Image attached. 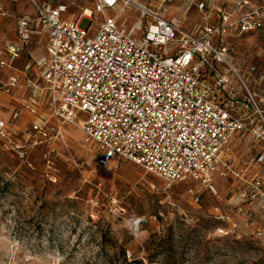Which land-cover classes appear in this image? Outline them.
Returning a JSON list of instances; mask_svg holds the SVG:
<instances>
[{
    "label": "built area",
    "instance_id": "obj_1",
    "mask_svg": "<svg viewBox=\"0 0 264 264\" xmlns=\"http://www.w3.org/2000/svg\"><path fill=\"white\" fill-rule=\"evenodd\" d=\"M30 1L34 12L19 16L0 5V16L16 22L14 39L0 44V87L13 96L10 119L0 118L6 146L11 122L29 119V146L65 142L64 126L73 125L97 143L102 166L131 160L169 186L191 179L216 195L213 175L230 178L237 203L264 216V65L243 68L236 57L243 36L262 38L264 46V0H231L229 7L191 0L204 14L197 31L142 4L143 27L128 29L118 22L119 0H96L104 19L95 33L82 25L93 21V10L65 18V2ZM40 37L45 54L20 66L24 49ZM236 136L252 154L243 164L227 150ZM188 192L199 200L195 187ZM251 214L241 205L221 212L216 217L229 227L220 233L239 237L236 215L244 216L264 246V225Z\"/></svg>",
    "mask_w": 264,
    "mask_h": 264
},
{
    "label": "rangeland",
    "instance_id": "obj_2",
    "mask_svg": "<svg viewBox=\"0 0 264 264\" xmlns=\"http://www.w3.org/2000/svg\"><path fill=\"white\" fill-rule=\"evenodd\" d=\"M219 1L217 5L227 7L228 1ZM37 2H65V18L93 10V21H82L93 33L104 19L95 11L96 0ZM119 3L118 22L128 29L144 25L137 4L159 7L166 19L176 17L191 31L204 22L203 12L191 0ZM0 5L17 16L34 12L30 0H1ZM113 14L108 10L106 15ZM15 27L12 17L0 16V43L14 39ZM261 41L254 35L238 39L240 67L264 65ZM45 43V37L35 38L18 64L31 56L41 59ZM233 86L241 85L234 81ZM12 103L13 96L0 87V118L7 122ZM28 120L11 122L7 146L0 139V264H264V246L253 237L246 217L236 215L239 237L218 229L229 223L216 216L240 205L251 210L253 223L264 225L258 210L237 203L234 180L213 175L220 193L216 195L191 179L169 186L131 160L116 158L102 166L97 143L87 141L73 125L64 126L65 142L29 146L24 137ZM249 148L245 137L236 136L227 150L243 164L252 157ZM191 186L200 192L198 201L188 194Z\"/></svg>",
    "mask_w": 264,
    "mask_h": 264
},
{
    "label": "crops",
    "instance_id": "obj_3",
    "mask_svg": "<svg viewBox=\"0 0 264 264\" xmlns=\"http://www.w3.org/2000/svg\"><path fill=\"white\" fill-rule=\"evenodd\" d=\"M226 1H228L227 7H229V4H230L231 0H223L222 3L225 5L226 4ZM0 44H3V43H0Z\"/></svg>",
    "mask_w": 264,
    "mask_h": 264
},
{
    "label": "bare ground",
    "instance_id": "obj_4",
    "mask_svg": "<svg viewBox=\"0 0 264 264\" xmlns=\"http://www.w3.org/2000/svg\"><path fill=\"white\" fill-rule=\"evenodd\" d=\"M87 12H88V10H87ZM88 13H89V12H88ZM120 14H122V12H119V13H118V17H120ZM176 19H178V18H176Z\"/></svg>",
    "mask_w": 264,
    "mask_h": 264
},
{
    "label": "snow or ice",
    "instance_id": "obj_5",
    "mask_svg": "<svg viewBox=\"0 0 264 264\" xmlns=\"http://www.w3.org/2000/svg\"><path fill=\"white\" fill-rule=\"evenodd\" d=\"M108 2H109V3H111V2H112V0H108Z\"/></svg>",
    "mask_w": 264,
    "mask_h": 264
}]
</instances>
